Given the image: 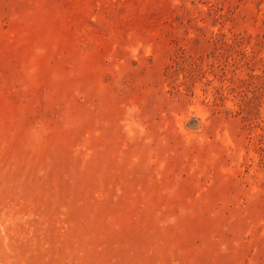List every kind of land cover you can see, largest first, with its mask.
Instances as JSON below:
<instances>
[{
	"label": "rangeland",
	"instance_id": "obj_1",
	"mask_svg": "<svg viewBox=\"0 0 264 264\" xmlns=\"http://www.w3.org/2000/svg\"><path fill=\"white\" fill-rule=\"evenodd\" d=\"M0 264H264V0H0Z\"/></svg>",
	"mask_w": 264,
	"mask_h": 264
}]
</instances>
